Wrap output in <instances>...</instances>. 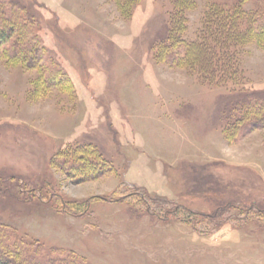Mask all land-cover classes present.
Listing matches in <instances>:
<instances>
[{"label": "rangeland", "instance_id": "obj_1", "mask_svg": "<svg viewBox=\"0 0 264 264\" xmlns=\"http://www.w3.org/2000/svg\"><path fill=\"white\" fill-rule=\"evenodd\" d=\"M23 1L65 79L0 52L2 229L71 264H264V128L230 143L222 114L264 89V44L239 48L242 86H214L155 59L173 0ZM193 1L184 40L240 0Z\"/></svg>", "mask_w": 264, "mask_h": 264}, {"label": "trees", "instance_id": "obj_2", "mask_svg": "<svg viewBox=\"0 0 264 264\" xmlns=\"http://www.w3.org/2000/svg\"><path fill=\"white\" fill-rule=\"evenodd\" d=\"M242 3L240 0L231 7L211 5L204 15L202 32L194 39L184 40L186 12L195 3L193 0H173L168 21L153 40L155 59L197 72L201 80L210 85L231 83L242 86L239 48L253 43L264 44V12H248ZM126 5L124 3V10ZM37 30V17L27 3L0 0V52L5 60L27 69L40 68L44 58L50 62ZM51 65L41 66L40 76L36 78L43 87L52 82L60 84L65 79L64 74ZM241 89L230 97L222 110L223 119L227 121L223 130L230 143L264 128V89ZM0 179H5L4 183L8 180L7 177ZM2 187L9 189L10 185L0 183ZM57 251L40 244L29 245L0 226V264H71Z\"/></svg>", "mask_w": 264, "mask_h": 264}]
</instances>
